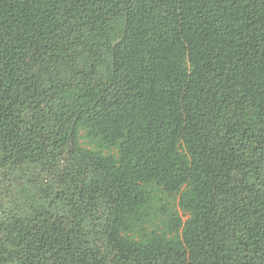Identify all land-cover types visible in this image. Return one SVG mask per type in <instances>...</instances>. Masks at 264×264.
<instances>
[{
  "label": "trees",
  "instance_id": "1",
  "mask_svg": "<svg viewBox=\"0 0 264 264\" xmlns=\"http://www.w3.org/2000/svg\"><path fill=\"white\" fill-rule=\"evenodd\" d=\"M0 264H264V0H0Z\"/></svg>",
  "mask_w": 264,
  "mask_h": 264
},
{
  "label": "rangeland",
  "instance_id": "2",
  "mask_svg": "<svg viewBox=\"0 0 264 264\" xmlns=\"http://www.w3.org/2000/svg\"><path fill=\"white\" fill-rule=\"evenodd\" d=\"M85 144H86V143H85ZM11 198L13 199L12 201L15 200V201H17V202L23 203L22 200H19V198L15 197V196H13V195L8 196L7 200H11ZM20 203H19V204H20ZM11 207H12V208L14 207V204H13V203L10 204V208H11ZM14 208H16V207H14ZM17 209H23V207H22V206H21V207L19 206V208H17Z\"/></svg>",
  "mask_w": 264,
  "mask_h": 264
}]
</instances>
